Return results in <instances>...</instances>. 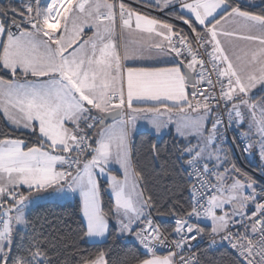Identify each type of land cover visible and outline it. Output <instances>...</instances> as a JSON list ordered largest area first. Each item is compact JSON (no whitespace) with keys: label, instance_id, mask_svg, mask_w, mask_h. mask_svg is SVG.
Here are the masks:
<instances>
[{"label":"snow or ice","instance_id":"snow-or-ice-1","mask_svg":"<svg viewBox=\"0 0 264 264\" xmlns=\"http://www.w3.org/2000/svg\"><path fill=\"white\" fill-rule=\"evenodd\" d=\"M145 6L187 30L124 0L0 4V119L21 133L0 134V264H215L203 241L264 264V0ZM140 122L173 136L144 164ZM71 199L75 230L33 215Z\"/></svg>","mask_w":264,"mask_h":264},{"label":"trees","instance_id":"trees-1","mask_svg":"<svg viewBox=\"0 0 264 264\" xmlns=\"http://www.w3.org/2000/svg\"><path fill=\"white\" fill-rule=\"evenodd\" d=\"M7 2L8 0H0V4H6ZM237 2L245 6H261V4H257V5L245 4L238 0ZM254 10H258V7H254ZM0 76L6 77L7 73L3 70H0ZM3 133H7L8 135L13 137L21 135V133L13 131L11 127L6 124L5 121L0 119V134ZM157 142L159 143L161 149H170L173 142V136L166 134L163 137L154 139L153 137L148 135L147 132H140V134L136 136V145L139 152V159L141 161V164L150 161V156L147 155L148 145L150 143H157ZM166 155H170V153H166ZM233 160L244 171H246L250 175H253L247 169L239 165V163L237 162L234 156H233ZM162 163L163 161H158L156 163L155 167L157 171H160V167ZM249 166L255 169L256 171H258L256 167H254L253 165L249 164ZM160 183L161 185H163V184H168L169 182L167 180H161ZM104 200L105 203H107V201L109 200L108 192L104 193ZM33 215L47 216L48 219L53 222L54 226L59 225L65 228V230L68 229L75 230L78 226V221L80 219L78 215L76 199L64 200V201H55V200L42 201L40 202V206L37 207L36 210L33 212ZM109 244H112L111 240L109 241ZM101 247H108V245H101ZM112 247H113L114 256L116 257H122L124 253H130L136 251V246L131 239L122 240L119 243L112 245ZM199 251L202 253L204 259L213 260L215 264H228L229 260L231 259L228 250H226L225 248L209 249V245L207 244L206 241H203V243L200 244Z\"/></svg>","mask_w":264,"mask_h":264},{"label":"built area","instance_id":"built-area-1","mask_svg":"<svg viewBox=\"0 0 264 264\" xmlns=\"http://www.w3.org/2000/svg\"><path fill=\"white\" fill-rule=\"evenodd\" d=\"M124 2L132 7L135 8H139L142 9L146 12H149L153 15L158 16L161 19L164 20H168L169 22H173L175 23L178 27H183L185 28V30H187V26L183 25L182 22L180 21H176L173 20L172 16L169 15V13L167 11L164 12H160L155 10L152 7H146L145 3H142L140 1L137 0H124ZM229 138H231L232 135H234V133L229 132ZM235 159L237 160V162L239 163V165H241L242 167H244L245 169H247L249 172H251L253 175H255L257 178H259V171H256L255 169H253L252 167L249 166V155L247 154H242L238 149L236 150L235 154H234ZM207 244L209 245V242L206 241ZM203 242H201L200 244H202Z\"/></svg>","mask_w":264,"mask_h":264},{"label":"crops","instance_id":"crops-1","mask_svg":"<svg viewBox=\"0 0 264 264\" xmlns=\"http://www.w3.org/2000/svg\"><path fill=\"white\" fill-rule=\"evenodd\" d=\"M137 1H140V2L145 3V4L148 2V0H137ZM238 1H240L242 3H245V4H250V5L261 4V0H238ZM133 8H135V7H133ZM136 9H138L140 11H144V10L139 9V8H136ZM144 12H146V11H144ZM154 16H156V15H154ZM162 20H164V19H162ZM154 63L155 62H153V61H143V62H141V61H129V64H131L133 66H141V65H145L146 66V65H150V64H154ZM156 66H166V65L161 63V64H156ZM138 127L140 128V132H146L145 131L146 122H140ZM249 164L253 165L254 167H256V169L259 171L260 161H259V158H258V154L256 156L249 155ZM114 167H118V166H114Z\"/></svg>","mask_w":264,"mask_h":264},{"label":"rangeland","instance_id":"rangeland-1","mask_svg":"<svg viewBox=\"0 0 264 264\" xmlns=\"http://www.w3.org/2000/svg\"><path fill=\"white\" fill-rule=\"evenodd\" d=\"M259 158V157H258ZM56 201V200H55ZM60 201H64V200H60Z\"/></svg>","mask_w":264,"mask_h":264}]
</instances>
